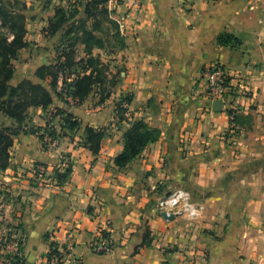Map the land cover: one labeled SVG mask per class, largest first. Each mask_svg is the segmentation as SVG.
<instances>
[{"label": "crops", "instance_id": "1", "mask_svg": "<svg viewBox=\"0 0 264 264\" xmlns=\"http://www.w3.org/2000/svg\"><path fill=\"white\" fill-rule=\"evenodd\" d=\"M113 10L116 20L129 14L116 55L127 69L117 96H132L126 118L109 116L104 104L80 116L82 130L57 148L25 132L24 146L16 139L12 147L4 178L7 189L24 191V264H45L51 242L69 251L67 264H264V225L259 243L248 224L264 223V0H122ZM222 34L241 45H219ZM216 64L245 76L250 97H229L214 111L203 74ZM85 107L94 108L89 100ZM232 108L243 130L237 149L223 140ZM112 120L98 154L81 145L87 126ZM139 120L161 136L120 169L114 159L124 133ZM68 160L73 170L63 185L35 176L38 164L48 175ZM20 171L22 184L14 182ZM176 188L205 206L201 218L157 212ZM253 206L260 217L248 216ZM102 229L115 245L106 254L92 249Z\"/></svg>", "mask_w": 264, "mask_h": 264}, {"label": "rangeland", "instance_id": "2", "mask_svg": "<svg viewBox=\"0 0 264 264\" xmlns=\"http://www.w3.org/2000/svg\"><path fill=\"white\" fill-rule=\"evenodd\" d=\"M89 1L90 0H0V7L3 8L4 11L3 14H0V70H2L4 62H8V66H12L13 75L8 84L17 86L24 81H30L34 84L43 85L51 90L50 83L52 79H39L37 77L38 69L43 65L54 66L65 61L63 52L72 48L71 46L68 47V45L71 44L75 46L76 49V64H73L66 73H61L57 89H55L57 93L54 92L55 90L52 91L53 103L47 109L41 107L29 108L26 113L27 118L23 121L22 125H17L13 120L8 119L4 114L0 113V129L4 127L17 131V135H14L13 138L14 143L16 139H18L19 146H24V132L33 134L31 132L38 131L44 133L47 130L48 133L44 138L46 141V148H57L63 137L73 139L74 136L82 130L83 121H81L80 116L85 118L84 116H87L88 110L93 111L97 109L96 107H101L104 104L112 107L109 116L114 119L116 117L122 118L123 116L126 118L127 106L130 103L127 99L131 95L125 94L124 96L118 97L117 86L121 78L126 75L127 69L125 65L118 63L119 59L116 55L120 48H116L117 44L114 42L103 49L102 52H96L100 54L101 61L107 68L103 81L102 79L100 81L103 83L94 88V91L82 105H78L77 100L69 93V83L76 79V74L80 70L79 60L85 57L83 52L84 46L79 43L78 36L79 33H81V20H85L87 17L84 11L85 5ZM114 1L116 0H109L106 5L115 4ZM112 6L111 9L109 8L110 10L114 8V5ZM58 8L65 9L68 14L77 9L80 11L75 19L76 28L73 32L66 34L72 22L65 24L56 34H51L49 32V22L54 18ZM24 16L26 17L25 33ZM91 23L92 21H89L87 26H90ZM12 26H16L15 30L12 29ZM21 27H23V31ZM14 35L19 36L21 42L26 41V45L24 46L20 43L12 44ZM121 36L125 37L122 34ZM63 75L70 78H68V80L63 79ZM4 83L7 84L5 77L0 74V91ZM14 99L17 100L18 97ZM88 100L94 108L86 109L85 107V109H83L84 104ZM68 113H72L75 119L80 121L81 128L79 130L76 128L70 129L64 127L65 121L63 120L66 119ZM44 121L47 126L45 125L44 130L40 131L39 129H42L40 124H43ZM111 123L112 124L108 127L104 126L102 128L106 135L109 129H113L114 121L112 120ZM96 129H101V127ZM54 132L56 135H59L58 138L52 136ZM84 143L83 141L81 145H85ZM14 146L15 145L12 147ZM11 151L12 148L10 149V154ZM68 165H72L70 160L64 162L60 167L54 166L53 171L46 175L48 183L55 182L53 179L55 168L65 169ZM5 171H0V264H24V247L22 248V245H24V235H22L23 228L19 215L23 207L18 200V198L24 197V191H21L18 184H16L13 190L7 189L11 188V185L10 182L4 178ZM35 176L37 179L41 180L40 177L37 175ZM22 180L24 181V172L20 171L19 175H16V180H14V182L22 184ZM18 187L19 189H17ZM8 190H12L13 194ZM241 208H243V205H240L238 210ZM261 212L258 206H253L250 211L251 214L249 213L248 216L254 217L255 215H259L260 217ZM248 224L254 229L252 237L258 238L257 241L260 243L259 230H261L264 223L258 219V221L250 220ZM18 252L19 259H16L15 257ZM18 260L20 263H18Z\"/></svg>", "mask_w": 264, "mask_h": 264}, {"label": "trees", "instance_id": "3", "mask_svg": "<svg viewBox=\"0 0 264 264\" xmlns=\"http://www.w3.org/2000/svg\"><path fill=\"white\" fill-rule=\"evenodd\" d=\"M109 0H90L85 5L86 19L81 20V33H79L78 41L84 48L83 52L85 57L79 60L80 70L76 74V79L69 83L70 91L69 93L72 97L77 100L78 105H82L85 100L91 95L95 87L101 85V79L105 76L107 71L106 66L101 61L100 54H97V50H103L111 43H116V48H124L125 40L121 36V26L119 22L113 17V11L109 9L106 5ZM3 8L0 7V14H3ZM80 11L74 10L69 13L63 9L58 8L56 14L52 20L49 22V32L51 34L58 33L65 24L71 23V26L67 29L66 34L73 32L76 28L75 19L77 18ZM26 17L24 16V33L26 32L25 27ZM92 21L90 26L87 23ZM16 26H12L15 30ZM23 31V27H21ZM105 37V38H104ZM20 43L21 45H26V41L21 42L20 37L14 35L13 43ZM219 45H241V41L232 34H222L218 37ZM72 47L70 50H65L63 55L65 61L58 65H43L37 71V77L41 80H46L48 78L52 79L50 83L51 90L47 87L34 84L30 81H24L20 85L12 86L8 84L9 80L12 79L13 68L8 66V62H4L1 75H4L6 83L3 84L0 93V113L4 114L8 119L13 120L17 125H22L23 121L27 118V111L31 107H41L47 109L53 103L52 91L57 89L58 82L60 80L61 73H66L70 70L75 62L76 49L75 46L71 44L68 47ZM70 77L63 75V79L68 80ZM55 90L54 92H56ZM18 97L17 100L14 98ZM131 96L127 99L131 102ZM124 114V112H123ZM122 114V115H123ZM121 119H125L124 116ZM64 127L70 129H80L81 123L79 120L75 119L72 113L66 115V119L63 120ZM47 126V125H46ZM48 129V127H47ZM42 131V129H39ZM17 131H13L9 128L0 129V171H5L10 166V149L14 145V135H17ZM36 134L42 142H44V147H46L45 136L48 133L47 130L44 133L31 132ZM52 136L58 138L59 135L52 133ZM106 136L104 130L96 129L91 126H87L85 129V146L92 151L93 154H98L101 149L102 139ZM161 136V130L159 128L151 127L146 122L139 120L133 121L130 124L129 129L124 133V149L118 154L115 159V165L118 168L126 167L131 161L138 157L143 150L151 143L159 140ZM45 165H36V173L41 174L46 177ZM72 165H68L65 169L55 168L53 179L57 185H63L68 181L72 174ZM103 236L110 238V233L107 230L103 231ZM113 248L115 245L111 244ZM23 248V245H22ZM21 251V250H20ZM61 254L59 246L55 242L50 243V251L47 253V258L50 259L53 255ZM100 254H106V252H100ZM16 259H19V252L16 254ZM18 263L20 261L18 260Z\"/></svg>", "mask_w": 264, "mask_h": 264}, {"label": "built area", "instance_id": "4", "mask_svg": "<svg viewBox=\"0 0 264 264\" xmlns=\"http://www.w3.org/2000/svg\"><path fill=\"white\" fill-rule=\"evenodd\" d=\"M192 1V0H184ZM205 2H217L218 0H203ZM116 7L122 2V0L114 1ZM113 14H114V10ZM114 17V15H113ZM129 18V14L120 15L117 18L121 26V34L124 35L126 24ZM116 19V18H115ZM204 81L207 85V96L211 101L221 100L224 104L225 99L236 96L250 97V90L244 83L246 77L240 74L233 75L225 66L222 64H216L204 70L203 74ZM237 111L232 108V112L229 115L230 125L228 130L223 135V140L226 144L232 148L237 149L240 145V141L243 137V130L237 123ZM35 175L38 174L35 171ZM41 180L48 183L47 176L44 177L41 174L39 176ZM158 213H167L168 215L185 216L190 220L199 219L205 210V206L199 201L194 200L192 194L183 188H176L169 194L161 198L156 206ZM104 229L100 230L99 235L95 242L92 244V249L95 252H106L109 253L113 250L111 246L112 242L110 238L103 236ZM61 254L53 255L46 259L45 264H67L68 258L67 250H60Z\"/></svg>", "mask_w": 264, "mask_h": 264}, {"label": "water", "instance_id": "5", "mask_svg": "<svg viewBox=\"0 0 264 264\" xmlns=\"http://www.w3.org/2000/svg\"><path fill=\"white\" fill-rule=\"evenodd\" d=\"M222 105H223V103H222L221 100H215V101L213 102V110H214V111H219V110H221ZM162 215H163L165 218H169V219H173V217H175V215H168V214L165 213V212L162 213Z\"/></svg>", "mask_w": 264, "mask_h": 264}]
</instances>
